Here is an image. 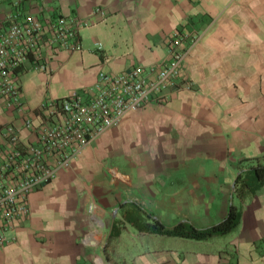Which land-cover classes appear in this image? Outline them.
<instances>
[{"label": "crops", "instance_id": "1", "mask_svg": "<svg viewBox=\"0 0 264 264\" xmlns=\"http://www.w3.org/2000/svg\"><path fill=\"white\" fill-rule=\"evenodd\" d=\"M16 2L42 19L85 23L80 51H61L47 72L23 77L30 113L47 98L92 88L101 73L168 60L177 31L189 36L182 77L190 88L128 114L33 192L0 264H264V189L242 205L225 243L144 234L125 221L133 203L167 226L207 228L240 204L241 169L264 162V0H0V16ZM12 119L0 105V122ZM141 236H150V251L132 255Z\"/></svg>", "mask_w": 264, "mask_h": 264}, {"label": "built area", "instance_id": "2", "mask_svg": "<svg viewBox=\"0 0 264 264\" xmlns=\"http://www.w3.org/2000/svg\"><path fill=\"white\" fill-rule=\"evenodd\" d=\"M14 6V12L0 16V105L14 116L0 122V248L30 216L33 192L52 183L128 114L166 104L174 93L190 88L182 77L189 36L177 31L169 41L168 60L120 74L101 73L92 88L47 98L30 113L23 100V77L28 71L47 72L61 51H80L85 23L67 16L42 19L21 12V2ZM25 131L34 134L32 141L22 138Z\"/></svg>", "mask_w": 264, "mask_h": 264}, {"label": "trees", "instance_id": "3", "mask_svg": "<svg viewBox=\"0 0 264 264\" xmlns=\"http://www.w3.org/2000/svg\"><path fill=\"white\" fill-rule=\"evenodd\" d=\"M251 162L250 160L241 161ZM250 166L243 168L236 179L235 198L240 204H232L228 215L216 224L207 228H199L187 221H180L173 226H167L154 215L145 211L137 204L133 211L125 214V221L140 233L164 237L182 238L190 241H209L234 233L242 220V205L245 201L264 189V162L253 161ZM123 205V207H125ZM120 231H113V237L119 236Z\"/></svg>", "mask_w": 264, "mask_h": 264}, {"label": "rangeland", "instance_id": "4", "mask_svg": "<svg viewBox=\"0 0 264 264\" xmlns=\"http://www.w3.org/2000/svg\"><path fill=\"white\" fill-rule=\"evenodd\" d=\"M235 204H237V201L235 200ZM219 222V221H218ZM217 222V223H218ZM216 224V223H215ZM152 238H160V237H156V236H151ZM147 238H150V236H141V237H139V239L138 240H136V242L135 243H137V245H136V247H131V248H129L128 250H130V251H132L133 252V254L132 255H134V253H138V252H141V253H144V252H147V251H150V250H148V248H146L145 247V245H148V241H145ZM168 238V237H167ZM217 240H219V241H221L222 243H225V242H227L229 239H230V235H227V236H223V237H217L216 238ZM142 240H144V241H142ZM157 240H159V239H157ZM190 242H192V241H190ZM196 241H193L192 243H195ZM124 243V242H123ZM126 244L124 243L123 244V246L122 245H120L119 246V251L121 252V251H126ZM116 256H118L119 257V255L118 254H116ZM136 256V255H135ZM128 263L129 264H132L131 263V259L129 258V260H128ZM134 264V263H133Z\"/></svg>", "mask_w": 264, "mask_h": 264}]
</instances>
